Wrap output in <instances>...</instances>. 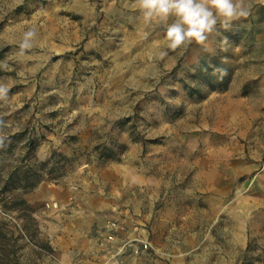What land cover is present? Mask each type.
Segmentation results:
<instances>
[{"label":"rangeland","instance_id":"374dc122","mask_svg":"<svg viewBox=\"0 0 264 264\" xmlns=\"http://www.w3.org/2000/svg\"><path fill=\"white\" fill-rule=\"evenodd\" d=\"M261 1L172 50L130 0H0V264H264Z\"/></svg>","mask_w":264,"mask_h":264},{"label":"clouds","instance_id":"9594fccd","mask_svg":"<svg viewBox=\"0 0 264 264\" xmlns=\"http://www.w3.org/2000/svg\"><path fill=\"white\" fill-rule=\"evenodd\" d=\"M130 3L145 24L165 27V40L172 50L191 44L204 45L208 36L217 32L218 25L227 29L230 22L249 14L246 0H130ZM35 36L34 28L24 33L22 51L33 46ZM7 92L0 85V98H5Z\"/></svg>","mask_w":264,"mask_h":264},{"label":"trees","instance_id":"16d2710c","mask_svg":"<svg viewBox=\"0 0 264 264\" xmlns=\"http://www.w3.org/2000/svg\"><path fill=\"white\" fill-rule=\"evenodd\" d=\"M214 61H216L214 59ZM198 72L200 73L201 80L208 83L212 89H225L229 83V78L222 79V78H213L210 74L211 69L209 67L206 68L205 62L200 61L197 66H196ZM194 93L197 92V89L194 88L192 89ZM60 172V171H59ZM61 174H58L55 178H58ZM19 174L18 172H11L7 179L4 182L3 185V190L9 189V186L11 183L14 182L15 178L18 177ZM19 182H22L25 186V190H29L33 188L37 183V181H31L30 183H27L28 177L26 176L25 178H17ZM27 184V185H26ZM14 189V188H13ZM3 209L7 210H19L20 208L31 210L30 207L28 206V203L24 200H18V199H6L4 204L2 205Z\"/></svg>","mask_w":264,"mask_h":264},{"label":"crops","instance_id":"0c3cea01","mask_svg":"<svg viewBox=\"0 0 264 264\" xmlns=\"http://www.w3.org/2000/svg\"><path fill=\"white\" fill-rule=\"evenodd\" d=\"M258 1L260 2V0H248L249 4H255ZM261 2L264 4V0ZM216 96H220L219 99L221 98V104L219 107H221L223 113L220 114V116H222L226 123V126L223 128L220 126L216 128L218 130H222V132L225 134L227 133V135H231L235 133L234 128L231 127L233 122L229 121L236 119V79L232 80L226 91L223 93H218L212 99H210V101H217L218 98Z\"/></svg>","mask_w":264,"mask_h":264}]
</instances>
